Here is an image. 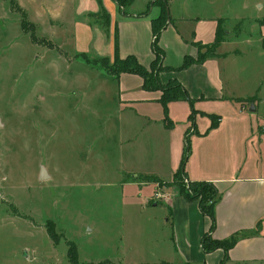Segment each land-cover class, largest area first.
<instances>
[{"label":"rangeland","instance_id":"374dc122","mask_svg":"<svg viewBox=\"0 0 264 264\" xmlns=\"http://www.w3.org/2000/svg\"><path fill=\"white\" fill-rule=\"evenodd\" d=\"M94 1L97 11L82 16L108 39L115 32L109 22L119 16L110 15L105 0ZM225 1L231 21L220 23L217 41L227 37L233 43L244 41L238 46L243 56L230 67L233 76L229 85L254 101L245 104L238 118L233 111L240 106L233 109L227 104H212L205 110H215L228 119L224 129L240 128L237 124L243 121L250 128L264 127V0ZM9 3L15 7L12 11L18 22L25 24L27 35L0 36V264H69L68 243L77 246L80 264H162L157 262L167 254L171 229L164 219L171 220L172 213L164 201L181 190L190 194L191 182L183 176L161 183L155 182L154 176L137 175L129 180H137L140 188L127 185L123 180L133 170L146 168L155 158L154 151L149 149L142 157L145 159L135 162L132 155L123 156L116 147H107L102 107L96 104L91 126V119L81 117L82 107L76 108L72 81L64 75L56 81L42 75L45 68L39 55L46 48L51 47L56 56L70 50L62 47V34L51 41L42 39L23 18L25 13L18 3ZM192 5V0H169L168 22L191 17L196 13ZM241 18L245 20L239 21ZM27 41L42 48L30 47ZM200 47L203 56L217 53L215 47ZM84 58L97 68L109 69L116 63V56ZM94 89L98 96L100 92ZM176 104V120L182 127L188 122V111L181 108L187 103ZM253 104L258 111H251ZM188 106L192 114L193 107ZM196 119L199 131H206L212 123L209 116ZM191 139L190 153L197 145ZM42 167L50 178L40 181ZM47 224L55 228L54 240Z\"/></svg>","mask_w":264,"mask_h":264},{"label":"crops","instance_id":"0c3cea01","mask_svg":"<svg viewBox=\"0 0 264 264\" xmlns=\"http://www.w3.org/2000/svg\"><path fill=\"white\" fill-rule=\"evenodd\" d=\"M15 1L25 13L23 18L27 24H31L42 39L51 41L62 34V47L70 50L66 55L56 56L51 47L46 48L42 56L39 55L45 68L42 75L51 76V81L64 75L72 81L76 108L82 107L81 117L85 115L86 119H91V126L93 115L97 113L96 104L102 107L107 147L117 148L123 156L132 155L135 162L145 159L142 157L149 149L154 151L155 158L149 160L146 168L133 170L128 179L123 180L127 185L140 188L137 180H129L137 175L174 182L186 156V144L192 141L191 137L195 139L197 145L188 156L184 177L191 183H210L215 187L216 226L212 231V220L201 211L198 200L189 201L180 192H174L169 201H164L172 207L171 220L164 219L165 223L170 222L171 229L166 241L167 254L157 263L264 264V127L250 128V124L247 126L243 121L237 124L240 128L224 129L225 121L229 120H224L215 110L206 111L212 104H227L233 109L240 106V110L233 111L238 118L245 104L250 105L238 100L253 99L237 94L229 85L233 76L230 67L243 56L238 46L244 41L233 43L227 37L217 42L220 23L231 21L224 9L228 3L225 0H192L196 13L176 19L174 23L170 21L160 35L158 44L164 54L163 70L158 74L160 82L163 85L178 82L192 100L189 103L177 99L166 107L161 102L163 91L144 90L141 76L132 73L111 76L104 68L94 67L84 58L90 55L111 58L117 55L120 59L134 56L143 67L150 69L156 60L152 18L158 17L159 8H152L149 15L142 13L152 0H134L122 10L118 0H105L110 15L119 16L109 22L115 32L108 39L99 27L94 29L82 16L97 11L94 0ZM11 5L8 0H0V36L27 35L25 24L18 22ZM69 39L71 43L66 47ZM27 44L42 48L38 43L27 41ZM201 45L215 47L217 53L206 56L204 62L182 69L187 58L200 59ZM94 88L100 92L98 96ZM179 101L187 103L181 109L188 111V122L182 127L176 120ZM188 105L193 107L192 114H189ZM195 106L199 108L194 109ZM195 115L201 119L210 117L212 123L206 131L198 130ZM142 189L149 197L148 189ZM206 235L220 242L234 240V244L206 253L202 246Z\"/></svg>","mask_w":264,"mask_h":264},{"label":"trees","instance_id":"16d2710c","mask_svg":"<svg viewBox=\"0 0 264 264\" xmlns=\"http://www.w3.org/2000/svg\"><path fill=\"white\" fill-rule=\"evenodd\" d=\"M12 2L13 0H9ZM134 0H118V5L120 8H126L127 5L132 4ZM159 8V15L158 17L152 18V29H153V35H154V40H153V49L155 53V62L151 66L150 69H147L145 66L143 67L139 61L136 59L134 56H128L125 59H120L117 55L115 58L116 63L113 65V67H110L109 69H105L106 72H108L111 76H119L122 73H132L139 75L143 78L144 80V90H149V91H163V96L161 98V102L163 105L166 107L168 106L167 104L170 102H173L177 99H182L185 101H188L191 103V99L188 97V94L185 89L178 83V82H173L168 85H163L160 82L159 78V72L163 70V51L160 48L158 41L159 37L162 34V32L165 30V28L168 25V20H169V13H168V7H169V0H157L154 3H151L148 6V9L142 13V15H149L150 11L152 8ZM13 8H15L13 6ZM25 29V28H24ZM26 30V29H25ZM218 42V41H217ZM220 42V40H219ZM218 42V43H219ZM199 60H195L194 58H187L182 69H187L192 65L193 63H201L204 62L206 59V56H199ZM105 67V65L103 64ZM254 100H238V102L242 103H250L252 104ZM192 118V117H191ZM186 156L182 162V167L178 171V173L175 175L174 180L178 179V176H183L185 175V169H186V162L188 159V156L190 154V146L189 143L186 144ZM153 180L155 182H161L158 180L156 177H153ZM173 180V181H174ZM199 187V190L195 191L193 188ZM190 194L185 192L184 190H181L180 193L186 197L187 200L189 201H194V200H199L202 198L203 200L199 202L201 211H203L204 215L211 218L212 220V225L213 227L211 230L213 231L215 228V215H214V203L216 199V189L213 186V184L210 183H200V182H193L190 183ZM211 195V196H210ZM50 226H47V231L49 233V236L51 239L56 238V231L53 226V224H47ZM203 250L206 253H210L211 251L218 249V248H230L234 244V240L226 241V242H220V241H215L211 238V236L206 235L203 238ZM70 248L68 250V261L69 264H80L78 260V248L75 244H70ZM89 264H94V263H89Z\"/></svg>","mask_w":264,"mask_h":264},{"label":"water","instance_id":"95a60500","mask_svg":"<svg viewBox=\"0 0 264 264\" xmlns=\"http://www.w3.org/2000/svg\"><path fill=\"white\" fill-rule=\"evenodd\" d=\"M251 111H255V106H254V104L252 105V109H251ZM0 126H1V125H0ZM49 178H50V176H49L47 170H46L44 167H42V168H41V174H40V181H41V180H47V179H49Z\"/></svg>","mask_w":264,"mask_h":264},{"label":"built area","instance_id":"2783aa9c","mask_svg":"<svg viewBox=\"0 0 264 264\" xmlns=\"http://www.w3.org/2000/svg\"><path fill=\"white\" fill-rule=\"evenodd\" d=\"M220 121V120H219Z\"/></svg>","mask_w":264,"mask_h":264}]
</instances>
